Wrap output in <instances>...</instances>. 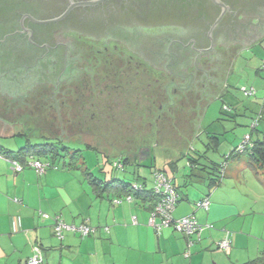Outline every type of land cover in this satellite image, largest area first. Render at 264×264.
I'll return each instance as SVG.
<instances>
[{
    "label": "rangeland",
    "instance_id": "obj_1",
    "mask_svg": "<svg viewBox=\"0 0 264 264\" xmlns=\"http://www.w3.org/2000/svg\"><path fill=\"white\" fill-rule=\"evenodd\" d=\"M198 2L200 4V0ZM223 3L227 8L210 30V47H208L210 38L205 34L206 25H209V18L208 16L205 17L206 14L210 15L208 12L204 16H201L200 13L195 17L196 13L184 21L176 20L175 24L170 27L160 25L161 23L153 26L142 24L132 26L129 22L140 20L136 12L127 6L122 7L119 2L112 6L116 10L115 14H124L125 10H128L129 16L134 17L133 19L127 17L128 20L124 18L125 20L116 29L123 33L121 35L123 36L122 41L127 48L132 49L133 52L144 51V49L151 52L152 48L159 47V51H161V48L167 49L169 47L170 52L177 54V58L176 55H173L169 59V63L172 62V67L176 71L183 64V68H185L189 63V61H183L186 54L189 57L191 56L194 61L187 66H190V72L194 73L196 83H193L192 87L185 92L175 88V104L172 106L163 105L165 111L163 113L160 111L161 117L158 120L157 131H155V128L151 129L145 125L140 127L135 123L137 121L136 114L126 115L127 107L124 102L104 103L103 97L99 100L95 95L96 93L93 94V98L98 99L95 103H91L88 99V97H91L88 93V96L86 95L83 100L81 98L78 103L67 102V105H64L61 111L56 109V106L48 107L51 104L56 105L55 102L50 101L52 84L43 80L36 83L34 88L32 85L39 82L40 78L53 80L59 73L61 74L58 69L62 70L63 68L58 66V63L53 64V66L46 65L47 60L52 57L51 55H56V52L61 50V46L46 54L43 49H36L32 58H25V53H22L20 59L19 55L16 54L18 51L15 47L9 49L0 47V144L9 150L17 151L28 140L31 142L45 140L34 136L44 135L48 138L59 136L61 138L59 128L63 124L62 128L68 133L62 136L65 141L90 144L98 149L81 147V159L74 161L77 165H81V162H83V166L89 169L94 177L106 180L121 178L132 181L136 178L133 174L136 170V173L147 179V186L149 187L152 184L153 170L162 168L167 174L175 175V180L179 184L177 188L179 195L186 192L193 193L196 188L199 189L200 187L206 189L208 184L206 179L202 182L190 175L186 177L190 171L189 168L185 167V154L192 155L195 151H205L204 155L210 160L215 163L223 162L225 156L234 146L242 141L244 134L250 132L249 124L255 116L264 93V70H258L264 61V0H229ZM64 7H58L52 12H60ZM221 11L222 8H220L219 14ZM96 14L104 17V13L96 12ZM71 19L72 16H68L57 22L46 24V29L51 30L53 33V38L50 41L53 43H67L71 45L70 48L78 44L79 48H85V55L81 54L83 56L78 62L86 65L91 64L94 51L102 46L97 42L105 38L103 37L104 34L99 37L97 35L99 19L96 18L90 22L91 26L87 32L84 31L86 28H82L81 24L79 28L74 27L75 24L72 23ZM161 20L159 19V21ZM212 24L213 22L210 25ZM113 30L114 28L109 31ZM2 31L4 30L0 27V36L3 35L1 34ZM200 41L201 43L204 42L202 44L205 45L204 47H200ZM193 44L195 47L192 46ZM72 50L70 58L73 56ZM199 63V69L194 72L193 69H196ZM73 73L72 69L67 68L63 76L69 82ZM203 73H207L205 78ZM191 75L184 74L185 79L180 80L176 77V80L178 79L177 82L186 84V82H190ZM161 79L166 80V77L161 76ZM204 81L206 87L203 86ZM144 85L146 86V84ZM241 86L253 87L256 93L245 97L239 90ZM147 88L143 89L142 94L149 109L157 108L164 102L167 103L166 99H163L161 89L156 86H147ZM146 94L148 95L146 96ZM148 97H153V102L146 101ZM235 101L238 108H244L242 114L235 115L233 111L222 112L224 104L231 107ZM130 106H133V103H130ZM167 108H170L174 113V118L170 120L173 123H167ZM124 115L127 116L131 129L123 127L121 116ZM134 126H136V129L138 128L137 132ZM258 130L264 131V121L260 122ZM211 136L216 140L217 144L215 146L211 143L214 140ZM253 136H258L257 131L253 133ZM139 138L146 140L137 141ZM152 140H155L157 145L153 149L152 158L144 160V165H128L123 172L113 169L111 160L119 155V152L123 151V153L133 156L142 144H148ZM174 156L178 159L175 163H170L169 160ZM238 158L244 159L246 156L241 155L228 159L226 163L238 160ZM64 159L68 161V157ZM49 161L52 164L50 170L63 169L62 158L49 159ZM226 170L228 171V169ZM257 171L264 178V171L262 170V174L261 170ZM71 172L85 179L79 170L73 169ZM223 180L229 190L227 192L228 196L233 193L237 199L236 202H249L248 198L243 197L242 193L238 195L240 190L238 183L235 184L236 189L233 190L228 188L231 185L230 181H226L225 177ZM224 184L222 183L220 186L222 187ZM212 195L209 193L211 202ZM248 211L250 210H247V214H252ZM247 218L250 219L251 216ZM248 224L251 226V235L255 237V239L249 237L250 248L253 249V244L257 246L260 243L259 252L252 254V257L254 260L257 259L259 264H264V217L255 215L251 220H248ZM64 232L85 237L81 236L79 232L71 230H64L62 235L65 234ZM126 254L128 264H143L144 261H137L140 252L136 249H128ZM65 255V258L72 259L74 263L78 259L80 264L88 258V256L86 258L81 253L79 255L74 253ZM219 256L222 262L217 261L216 258L208 257L206 258V264H234L233 259L229 258V255L225 254L224 251ZM97 257H102L101 252L98 253ZM97 257L94 256L93 261L98 259ZM181 260L182 264H188L189 262V259ZM155 264L168 263L157 257V263Z\"/></svg>",
    "mask_w": 264,
    "mask_h": 264
},
{
    "label": "crops",
    "instance_id": "obj_2",
    "mask_svg": "<svg viewBox=\"0 0 264 264\" xmlns=\"http://www.w3.org/2000/svg\"><path fill=\"white\" fill-rule=\"evenodd\" d=\"M242 109L238 108L235 113L242 114ZM177 158L174 156L169 161ZM240 158L225 164L218 188L200 187L193 193L181 195L177 190L174 218L193 215L199 223L213 224V228H204L197 239L186 237L171 227L162 228L156 234L147 223V203L140 199L128 202L125 196L110 192L99 195L84 178L72 173L73 169L50 170L49 167L38 174L33 167L25 165L15 172L10 160L16 159L0 152V264H25L34 254L35 246L40 248L45 264H80L78 259L74 263L65 258L69 253L88 256L82 264H128V249L140 252L137 261H144L143 264H155L157 257L168 264H182L181 259H189L188 264H206L208 257L222 262L219 255L223 250L216 244L225 236L231 241V248L224 253L234 264H245L254 260L252 254L260 248V243L250 248L249 237H255L251 235L248 220L255 215L264 217V178L249 166L247 158ZM198 164L202 167L200 162ZM185 167L189 168L188 175L199 181L204 182L209 176L190 167L187 161ZM167 175L174 178L173 182L179 187L175 175ZM224 177L230 181L228 188L234 190L238 183V195L242 193L249 202H236L233 193L228 196ZM209 193L213 194L212 202ZM204 197L209 200L207 209L196 208L195 203ZM115 199L121 201L113 202ZM248 209L252 214H247ZM55 217L72 225L86 222L94 231L85 237L64 232L57 240L53 232ZM99 250L102 257H97ZM94 256L98 259L93 261Z\"/></svg>",
    "mask_w": 264,
    "mask_h": 264
},
{
    "label": "flooded vegetation",
    "instance_id": "obj_3",
    "mask_svg": "<svg viewBox=\"0 0 264 264\" xmlns=\"http://www.w3.org/2000/svg\"><path fill=\"white\" fill-rule=\"evenodd\" d=\"M80 1L87 0H20L19 2H22L27 6L19 17V22L23 18L22 24L27 30H16V32L25 35L26 39H29L30 42L34 43L35 49H45V54L51 52V50L57 49L58 46H61V50L57 51L56 54L59 56V58L62 57V59H64V61L58 63V66H61L63 69H58L61 74L58 72L59 74L56 76V83L52 85L50 101L55 102L56 105L51 104L50 107L56 106V109L61 111L62 107L67 105V102L70 101L78 103L81 98L83 100V98L86 97V95L88 96L89 93V96L91 95V97H88V99L91 101V103L97 102L98 99L100 100L102 97L104 103H112L116 101L124 102L127 107L126 115L130 113L136 114L135 118L137 121L135 123H137L140 127L145 125L151 129L155 128V131H157L158 120L161 117L160 111L161 113L165 111V106L163 109L162 106H172L175 104L176 94L174 92L176 88V70H174L175 68L172 67L171 62L169 63L170 57L175 55V53L170 52L171 50L169 48H161V51H159V47H156L152 48L151 52H148V49H144V51H138L140 53L133 52L132 49L127 48L122 41L123 36L121 35L123 33H121L120 30L117 31L116 29L123 20L127 19V17L132 18V16H129L128 10H125L124 14H115L116 10L113 9L112 6L115 3L120 2V0H103L95 5L76 6L65 16H72L71 20L72 23L75 24H73L74 27L79 28L81 24L82 28H86L84 30L86 32L91 26L90 22L98 18L99 31L97 35L99 37L104 34L103 37H105L99 42L94 41L100 43L102 46L94 51V54L91 58L92 63H89L88 65L79 63L78 60H80L81 56L85 55V48H79L78 44H75V46L73 45V48H70L71 45L62 42L52 44V41H50V39L53 38L52 31L38 29L37 26L40 24L32 22L30 17L38 20L43 19L40 17V14H46L48 11L52 12L58 7L65 6L66 8L71 4V2ZM128 1L130 3H133V1L138 2L137 11L139 12L140 20H135L131 23L127 21L132 26L136 24L153 26L159 25V23H161L160 25H168L170 27L171 25L175 24L176 19H184L186 16L190 17L189 14L185 15V13H190V0H186V3L185 1L180 3V12L183 13V15L179 14V17L176 14V5L171 6L169 4L170 0H147L146 5L142 0ZM211 1L213 4L211 5L210 10H214V5L219 7V5L213 0ZM221 1L227 2L229 0ZM24 4L23 6H25ZM199 5L201 10H197L195 17H197V15L200 13L201 16H204L206 12H208L207 0H200ZM96 12L104 13V17H102V15L98 16ZM161 13H163V15H161ZM165 13H171V16L169 15L170 17H167V20L162 18V20L159 21V17L165 16ZM207 15L208 14L205 16L206 18ZM144 18H146V20H144ZM112 28H114V30L110 32L109 30ZM28 30L31 32L29 33ZM70 49H73L72 58H70ZM67 68H70L74 71L69 82L67 78L63 76ZM161 76L166 77V80L161 79ZM144 84H146V86ZM147 86H156L161 89L163 93V99H166L167 103L161 104L157 108L154 107L149 109L142 94L144 88L148 89ZM94 93H96L95 95L98 99L93 98ZM147 95L148 94H146V96ZM146 99V101L150 100L153 102V97H148ZM130 103H133V106H130ZM172 112L173 111L170 108H167L166 118H168V124L172 122L170 120L174 118V113ZM126 115L121 116V122H123L122 124L125 129H131V124L127 120ZM107 125L109 124L107 123ZM62 126L63 124H61V128H59V134L61 135L63 145L73 149H79L81 147L85 148L87 145H90L79 142L65 141L62 136L67 135L68 133L62 128ZM134 129L136 132L138 131L136 126H134ZM144 140L146 139H137V141ZM156 145L157 144L155 143V140H152L145 145L142 144L139 147L138 152L134 153V160L139 163L148 159L152 155L153 149Z\"/></svg>",
    "mask_w": 264,
    "mask_h": 264
},
{
    "label": "trees",
    "instance_id": "obj_4",
    "mask_svg": "<svg viewBox=\"0 0 264 264\" xmlns=\"http://www.w3.org/2000/svg\"><path fill=\"white\" fill-rule=\"evenodd\" d=\"M184 1L186 3V0H184ZM19 2H20V0H0V27H2V30H4L1 32V34H3V35L0 36V47L4 48V49H9L10 47H15L16 50L18 51V53H16V54L19 55V59L22 58V56H21L22 53H25V58H27V57L32 58V57H34V51L36 50L34 43H32L28 39H26L25 35H23L19 32H16V30H21L19 17L21 15V13L24 11L25 7H27L26 4H24L22 2L19 3ZM23 4L25 6H23ZM212 4L213 3L211 0H207L208 13L210 14V15H207L209 18V20H208L209 25L207 28H209L210 24L218 16V13H219V7L218 6L214 5V7H215L214 10H210L211 9L210 7ZM191 6H193V5H191ZM197 10H201V9H197ZM193 11H195V9H193ZM61 12H62L61 10H60V12L56 11V13L55 12L54 13L53 12H47L46 14L45 13L40 14L41 15L40 17L52 18V17L57 16V14L59 15ZM45 26H46V24H40L37 26V28L38 29H44L46 31H51V30H47ZM203 43L204 42L201 43V41H200V47L205 46V45H202ZM52 44H54V43L52 42ZM44 50L45 49H43V51ZM182 55H185V54H182ZM51 56L52 57H50L47 60L46 65L48 64L50 66L51 65L53 66V64H57V63H60L61 61H64V59H62V57L59 58V56L57 54L56 55L53 54ZM185 60L189 61L190 65L192 64V62H194L191 59V56L189 57L188 54H186L183 57V61H185ZM187 65L185 68H183V66H184V64H183V66H180L181 68L176 71V77L180 78V80L185 79L184 74H192L190 82H186V84H184L183 82H177V81H179L178 79L176 80V88H178L182 92L187 91L190 87H192V84L196 83V81H197L195 79L194 73H189L190 72V66H187ZM199 66H200V63L196 69H193L192 67L191 68L193 69L194 72H196L199 69ZM258 70H261V71L264 70V61H263V65ZM206 74H204V78H205ZM180 75H182L183 77ZM56 79L57 78H55L53 80H45L43 78L42 79L40 78L39 82L33 83L32 86L34 88L36 83H40L43 80L46 81L47 83H50L53 85L56 83ZM205 84L206 83L204 81L203 86H205ZM242 87H244L245 89H252L253 92L250 95H244L243 91L241 90ZM241 88L239 90L241 91V93L245 97L254 95L256 93V90L253 87L241 86ZM228 103H230V102H228ZM261 103H262V98L260 100V103H259L258 109L255 113V116L252 118L251 122L255 119V117L259 111V108L261 106ZM237 106H238L237 102H234L233 105H231V107L229 105L224 104L222 106V108H223L222 112L227 113L229 111H233L234 114L236 115L237 113H235V112L238 110ZM49 107H50V105H49ZM242 110L244 111V108ZM262 121H264V117L258 121L257 125L254 128H252L249 124L250 132L246 133V134L250 135V144L246 145L245 149L241 153L236 152V148L239 144L242 143L243 139L238 145L234 146V148L225 156L223 162L215 163L214 161L210 160L206 155H204L205 151H199V153H198V151H195L192 155H189V153L185 154L186 161H187L188 165L192 168L194 167L200 171H204L205 173L209 174V176L206 177V180L208 181L207 186L209 188L215 187L216 185L219 184L220 179L222 178V175H223L225 164H226L228 159H232V158L239 157L241 155H245L247 158L249 166L253 170H255V171L263 170L264 171V131L258 130V125ZM256 131H257L258 136L254 137L253 133ZM259 133H260V135H259ZM246 134H244V136ZM244 136H243V138H244ZM34 137L35 138H43L45 140L40 141V142H31L28 140V141H26V144L24 146H22L21 148H19L17 151L9 150V149L5 148L4 146L0 145V152L3 153L4 155L10 157V158L16 159V161H19L23 166L29 165L27 163L28 161L31 160V158H29V157H34L35 159H39L42 161H49V159L50 160H56V159L62 158L63 159L62 167L79 170L84 175L85 180L90 185L91 189L93 191H95L96 193H98L99 195H102L103 193H107V192H110V193H112L118 197L131 195L134 199H140L141 201L147 203L149 210L152 208V206L154 204V200L156 198V195L152 191V184H151V186L148 187L147 186V179L145 177H141V175L136 173L137 172L136 170H134V173H133L136 178L132 181H126V180H123L121 178H112L110 180H106L104 178L103 179L97 178V177L92 176L89 169H87L86 167L83 166V162H81L82 163L81 165L75 164V162H74L75 160L79 161V159H81V156H80V153L82 151L81 148L73 149V148L67 147L66 145H63L62 144L63 142L59 136L48 138L44 135H38V136H34ZM211 138H213V136H211ZM215 141H216L215 139L213 141H211L213 146H215L217 144ZM206 145H208V144L206 143ZM86 147L89 149H96V147L91 146V145H87ZM96 150H98V149H96ZM194 155H196V157H193ZM66 157H68V159H67L68 161H66L64 159ZM149 158H152V155ZM134 159H135L134 154H133V156H131V155H128L126 153H123V151H121V152H119V155H117L115 158H113L111 160L112 167H113V169L121 170L123 172L126 169V166H128V165H134V166L144 165V161L138 163ZM175 162L176 161H172L170 163H175ZM198 162L201 163L202 167L198 166L199 165ZM155 169L163 171L164 173H166V171H164L162 168H155ZM186 177H189V175H187ZM173 179L174 178H172V182H173ZM133 184H138L141 186V188L140 189H134ZM173 184H174L175 189L177 191L178 186H176L174 182H173ZM245 264H259V263H258V260L256 259V260H251Z\"/></svg>",
    "mask_w": 264,
    "mask_h": 264
},
{
    "label": "built area",
    "instance_id": "obj_5",
    "mask_svg": "<svg viewBox=\"0 0 264 264\" xmlns=\"http://www.w3.org/2000/svg\"><path fill=\"white\" fill-rule=\"evenodd\" d=\"M244 95H250L253 90L241 88ZM264 117V94L262 96V103L259 108V111L255 117V119L250 123V126L254 128L258 121ZM250 144V135L246 134L243 138L241 144H239L236 148V152L241 153L246 145ZM31 158L27 163L35 169L38 174L45 172V170L51 167V163L49 161H42L39 159ZM12 169L15 172H19L23 165L16 161L10 160ZM134 189H140L141 186L138 184H133ZM152 191L156 195L154 200V204L152 208L149 210L148 216V225L153 228L156 234H159L162 228L171 227L174 231L183 234L186 237L195 236L197 239L200 238V235L204 228H213V224L199 223L193 215L182 216L179 218H174L172 216V212L175 208V205L178 200V194L175 189V186L172 182V178L160 170H155L152 173ZM133 197L131 195H126L125 200L128 202L133 201ZM121 200L115 199L113 202H120ZM209 200L207 197L202 198L201 200L195 203L196 207L207 209ZM46 217V214H43ZM135 222V217H132ZM64 230L79 232L81 236H87L94 231V228L89 226L86 222L81 223L79 225H72L63 222L59 217H55V223L53 226V232L55 236L58 238H62V232ZM217 248L223 250L225 252H229L231 248V241L225 236L221 240L217 242ZM188 254H185L187 256ZM25 264H45L43 261L42 253L39 247H34V254L29 257Z\"/></svg>",
    "mask_w": 264,
    "mask_h": 264
},
{
    "label": "water",
    "instance_id": "obj_6",
    "mask_svg": "<svg viewBox=\"0 0 264 264\" xmlns=\"http://www.w3.org/2000/svg\"><path fill=\"white\" fill-rule=\"evenodd\" d=\"M101 1H103V0H87V1H80V2H71V4L69 5V6H67L66 8L64 7V11L62 12V13H60L59 15H57V16H55V17H52V18H47V19H35V18H32V17H30V19L32 20V22H34V23H38V24H47V23H53V22H57V21H59V20H61V19H63L73 8H75L76 6H87V5H95V4H97V3H99V2H101ZM123 1V0H122ZM121 0H120V2H119V4L123 7V6H127V7H129V8H131L133 11H135L136 12V14L138 15V16H140L139 15V12L137 11V3L138 2H135V1H133V3H130L128 0H126V1H123L122 2ZM144 3H145V5H146V1L147 0H142ZM184 0H170L169 1V4L171 5V6H174V5H176L175 6V9H176V14H177V16L179 17V14H181V15H183V13H181L180 12V3L181 2H183ZM216 4H218L219 5V7L220 8H222V11H221V13L214 19V21H213V24L212 25H210L209 26V28H207L208 27V25H206V32H205V34L210 38V30L215 26V23H217L218 22V20L221 18V16L223 15V13L225 12V10H226V8H227V6L221 1V0H213ZM139 2H141V1H139ZM142 2V3H143ZM140 4V3H139ZM189 4H191V5H193V6H190V13H185V15L187 14H189V16L191 17L192 15H194V14H196L197 13V9H199V2H198V0H190L189 1ZM132 5V6H131ZM160 5H162V4H160ZM145 7V6H144ZM149 8V7H148ZM160 9H161V7H160ZM193 9H195V11H193ZM161 15H163V13H161ZM160 15V16H161ZM165 16H162V17H159V19H162V18H165V19H168L167 17H170L171 16V13L170 14H167V13H165L164 14ZM170 15V16H169ZM141 18V17H140ZM186 18H189L188 16H186ZM186 18H184V19H176V20H180V21H184ZM144 19H146V18H144ZM22 20H23V18L21 19V21H20V25H21V30L22 31H24V30H27L24 26H23V24H22ZM29 31V33L31 32L30 30H28ZM172 41H178V40H172ZM180 42V41H179ZM36 43V42H35ZM180 43H182V42H180ZM189 43V42H188ZM187 43V44H188ZM186 44V45H187ZM210 45H211V38H210V44H209V46L208 47H210ZM170 46V45H169ZM183 46H185V45H183ZM192 46H194V44L192 45ZM195 47V46H194ZM207 47V48H208ZM169 48V47H168ZM207 48H197V49H207ZM44 55V54H43ZM175 55H176V58H177V54L175 53ZM38 57H41V56H38ZM35 60H36V58H35ZM176 60V59H175ZM174 60V61H175ZM17 62V61H16ZM172 63V62H171ZM31 66V65H30ZM27 67V66H26ZM191 73V72H190ZM181 76V75H180ZM187 76V75H186ZM165 103V102H164ZM163 107V106H162Z\"/></svg>",
    "mask_w": 264,
    "mask_h": 264
}]
</instances>
